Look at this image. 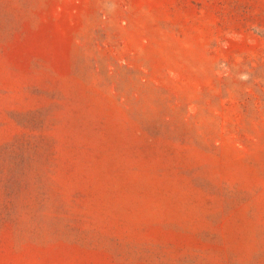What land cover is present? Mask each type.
I'll return each mask as SVG.
<instances>
[{"label": "rangeland", "instance_id": "obj_1", "mask_svg": "<svg viewBox=\"0 0 264 264\" xmlns=\"http://www.w3.org/2000/svg\"><path fill=\"white\" fill-rule=\"evenodd\" d=\"M0 264H264V0H0Z\"/></svg>", "mask_w": 264, "mask_h": 264}]
</instances>
